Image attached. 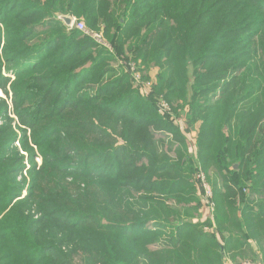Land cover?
Segmentation results:
<instances>
[{
	"label": "trees",
	"instance_id": "1",
	"mask_svg": "<svg viewBox=\"0 0 264 264\" xmlns=\"http://www.w3.org/2000/svg\"><path fill=\"white\" fill-rule=\"evenodd\" d=\"M0 90V264H264V0H0Z\"/></svg>",
	"mask_w": 264,
	"mask_h": 264
},
{
	"label": "rangeland",
	"instance_id": "2",
	"mask_svg": "<svg viewBox=\"0 0 264 264\" xmlns=\"http://www.w3.org/2000/svg\"><path fill=\"white\" fill-rule=\"evenodd\" d=\"M73 18V17H71ZM73 20L75 22H80L84 25V31L87 33V29L85 27V22L83 19H74ZM84 32V33H85ZM97 34V33H94ZM98 35V34H97ZM96 41V40H95ZM98 42V41H96ZM100 42V40H99ZM107 47V46H106ZM109 49V48H108ZM110 51H112V49L110 48ZM122 58H125L124 56H121ZM128 63L127 60H123V64ZM133 64H130V66ZM134 67V65H133ZM134 72V69L132 70ZM5 73V71H4ZM148 77L147 78H142V72L138 73L137 71H135V74L133 76V85L132 87L135 88L137 90V93L139 94V96L141 98H146L148 97L149 99H151L157 109V111L162 112L165 116H167L169 119H175V123L177 124L178 128L185 134L186 136V140H187V145L188 147H194L193 141L194 138L191 134V132H189V129L187 128L186 124L179 119V117H176V113L174 112V108H171L169 105V102L160 94H156L154 92L151 93V91L149 90L151 87V82L154 83V74H155V69L152 68L149 71H147ZM0 97L5 98V95L2 93V91L0 90ZM8 103H11V100L8 98ZM172 105V104H171ZM9 116L12 118H15V116L9 112ZM1 122V120H0ZM184 125V126H183ZM17 146L19 147L18 142H16ZM21 153H23L21 151ZM36 161L38 164H40V158L37 157ZM236 166V164H235ZM234 166V167H235ZM237 167V166H236ZM25 174V173H24ZM194 180H195V185H196V189H197V196L199 199V204H198V212H199V217L197 218L198 220H202L205 221L206 225L203 227L204 231L206 232H210V233H216V238L221 241V235H219V232L217 231L216 228V221L214 219L215 216V202L213 199V191H212V186L209 180H211L212 178V173L209 176V180H208V176L199 168V165H197L195 167L194 170ZM205 190L209 191L210 193V199L209 201L213 204V211L211 212L208 209V204L206 203V200L204 198L205 195ZM206 208L208 209V212H204L205 211V205ZM211 212V213H210ZM256 239H249L248 243L246 244V246L244 248L241 249H233L232 251H225L223 259H222V264H230V263H235V262H240V261H251L253 263H261L260 259L256 257L255 255V250H259V247L256 245ZM255 249V250H252ZM258 261V262H257Z\"/></svg>",
	"mask_w": 264,
	"mask_h": 264
},
{
	"label": "built area",
	"instance_id": "3",
	"mask_svg": "<svg viewBox=\"0 0 264 264\" xmlns=\"http://www.w3.org/2000/svg\"><path fill=\"white\" fill-rule=\"evenodd\" d=\"M75 26L77 29H79V30H81V31H84V25L82 24V23H80V22H75L74 20H73V18H72V25H71V27L72 26ZM70 28V27H69ZM91 37L94 39V40H96V41H98L99 42V40H100V42H101V38H100V35L98 34H92L91 35ZM130 69L131 70H133L134 69V67H133V65H131L130 66ZM210 197V193H209V191H206L205 190V195H204V198H205V200H206V203L208 204V209L212 212L213 211V204L209 201V198ZM204 205H205V203H204ZM208 209L206 208V205H205V211L204 212H208ZM210 212V213H211ZM230 264H255V263H253V262H251V261H247V260H245V261H240V262H235V263H230Z\"/></svg>",
	"mask_w": 264,
	"mask_h": 264
},
{
	"label": "water",
	"instance_id": "4",
	"mask_svg": "<svg viewBox=\"0 0 264 264\" xmlns=\"http://www.w3.org/2000/svg\"><path fill=\"white\" fill-rule=\"evenodd\" d=\"M54 17L56 19H60L63 21V23L67 26V27H71L72 25V18L70 15H62V14H57L54 15Z\"/></svg>",
	"mask_w": 264,
	"mask_h": 264
}]
</instances>
